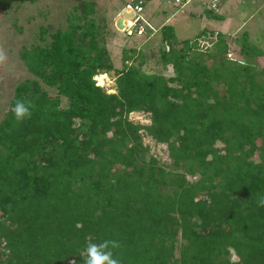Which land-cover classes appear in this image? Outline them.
Masks as SVG:
<instances>
[{
  "label": "trees",
  "instance_id": "1",
  "mask_svg": "<svg viewBox=\"0 0 264 264\" xmlns=\"http://www.w3.org/2000/svg\"><path fill=\"white\" fill-rule=\"evenodd\" d=\"M37 1L0 0V11ZM226 1L204 11L225 21ZM107 28L96 2L80 0L66 26H41L21 49L31 75L0 119V264H82L86 241L105 238L120 241L122 264H264V47L211 29L179 40L164 24L148 46L158 52L131 46L117 67ZM151 58L160 68L149 72ZM102 74L115 75V92ZM18 99L33 105L23 122Z\"/></svg>",
  "mask_w": 264,
  "mask_h": 264
},
{
  "label": "rangeland",
  "instance_id": "2",
  "mask_svg": "<svg viewBox=\"0 0 264 264\" xmlns=\"http://www.w3.org/2000/svg\"><path fill=\"white\" fill-rule=\"evenodd\" d=\"M80 0H38L35 3H15L6 11H0V49L6 53V59L0 62V119L5 110L9 107L10 98L13 96L17 83L30 76L24 61L21 59L23 46H31L40 42L41 26H47L51 30L66 26V18L73 4ZM96 2V16L107 23V46L111 52L112 59L117 67H122L123 51L131 46L144 47L148 55H152L151 48L161 42L160 28L164 24L174 26L175 35L179 40L196 38L203 30L211 29L216 32L228 34L230 41L236 34L248 33L252 42H257L264 47V0H230L225 5L228 18L225 24L220 20H212L206 10V6L212 8V0H187L186 3L175 0H149L146 3V14L151 21V28L147 34L159 32L153 37L146 39L134 37L127 34L130 26V18L133 19V12L125 7L124 0H94ZM121 11V12H120ZM231 22V25H229ZM240 31V33H239ZM46 36H49L48 34ZM212 39H216V33H208L201 39L202 47H211ZM150 44V45H149ZM228 56H232L229 53ZM147 71L158 70L157 65L151 58L146 64ZM167 76L175 74L172 65L165 69ZM101 78V79H100ZM97 83L104 86L109 92H115V75L102 74L96 76ZM51 93L56 89L48 87ZM67 104V102H64ZM149 113L132 112L131 119L145 124L150 123ZM144 143L150 145V152L160 160L170 161L167 143L157 142L152 136L144 134ZM194 180L195 177L189 176Z\"/></svg>",
  "mask_w": 264,
  "mask_h": 264
},
{
  "label": "clouds",
  "instance_id": "3",
  "mask_svg": "<svg viewBox=\"0 0 264 264\" xmlns=\"http://www.w3.org/2000/svg\"><path fill=\"white\" fill-rule=\"evenodd\" d=\"M145 9H146V5L144 3V14L151 25V21L148 19ZM122 10L123 8L121 9V11ZM148 28L150 29L151 27L148 26ZM148 28L145 34H147L150 31ZM130 35H136V34H130ZM5 59H6V53L4 52L3 49H0V62H3ZM32 108L33 105L31 104L30 101L18 99L11 108V112L14 119L17 122H23L24 120L31 118ZM257 205L258 207H264V196L258 198ZM77 226L80 227L81 225L78 224ZM120 247H121L120 241L117 239L105 238L99 241L87 240L85 247L81 252L82 264H122L121 259L116 254V250L119 249ZM238 259H239L238 257H233L232 264H237Z\"/></svg>",
  "mask_w": 264,
  "mask_h": 264
},
{
  "label": "built area",
  "instance_id": "4",
  "mask_svg": "<svg viewBox=\"0 0 264 264\" xmlns=\"http://www.w3.org/2000/svg\"><path fill=\"white\" fill-rule=\"evenodd\" d=\"M176 2L185 3L187 0H175ZM126 5L123 10L129 9V13L133 12L134 17L131 18L128 34L144 35L148 26L151 27L144 14V0H125ZM214 6L216 3L214 2Z\"/></svg>",
  "mask_w": 264,
  "mask_h": 264
},
{
  "label": "crops",
  "instance_id": "5",
  "mask_svg": "<svg viewBox=\"0 0 264 264\" xmlns=\"http://www.w3.org/2000/svg\"><path fill=\"white\" fill-rule=\"evenodd\" d=\"M228 1H230V0H227L226 3H227ZM226 3H225V4H226ZM225 6H226V5H224L223 8H225ZM225 9H226V8H225ZM222 10H223V9H222ZM228 20H229V19L226 18L225 21H222V22H224L225 24H227V23H228ZM229 25H231V22H230ZM239 32H240V31H239Z\"/></svg>",
  "mask_w": 264,
  "mask_h": 264
},
{
  "label": "bare ground",
  "instance_id": "6",
  "mask_svg": "<svg viewBox=\"0 0 264 264\" xmlns=\"http://www.w3.org/2000/svg\"><path fill=\"white\" fill-rule=\"evenodd\" d=\"M101 79V78H100Z\"/></svg>",
  "mask_w": 264,
  "mask_h": 264
}]
</instances>
